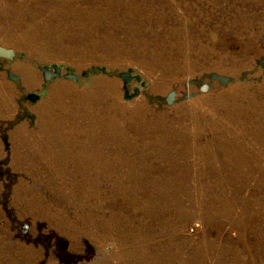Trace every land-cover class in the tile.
<instances>
[{"label":"rangeland","instance_id":"obj_1","mask_svg":"<svg viewBox=\"0 0 264 264\" xmlns=\"http://www.w3.org/2000/svg\"><path fill=\"white\" fill-rule=\"evenodd\" d=\"M0 46V264H264V0H0Z\"/></svg>","mask_w":264,"mask_h":264},{"label":"water","instance_id":"obj_2","mask_svg":"<svg viewBox=\"0 0 264 264\" xmlns=\"http://www.w3.org/2000/svg\"><path fill=\"white\" fill-rule=\"evenodd\" d=\"M14 55V51L12 49H6L5 47L0 46V56H5V57H12ZM55 71H51L50 69H48V67H43V71L45 74V80H49L51 78L52 75H54L55 77L60 75V70L61 68L58 65H54ZM87 74V72L85 73ZM123 76H125L126 79H128L129 77V73H123ZM66 77L68 78H75V79H79V75H76L74 73H68L66 74ZM223 80H228L226 77H222ZM174 99V92H172L169 97H168V101L170 103L173 102Z\"/></svg>","mask_w":264,"mask_h":264},{"label":"bare ground","instance_id":"obj_3","mask_svg":"<svg viewBox=\"0 0 264 264\" xmlns=\"http://www.w3.org/2000/svg\"><path fill=\"white\" fill-rule=\"evenodd\" d=\"M51 158V157H50Z\"/></svg>","mask_w":264,"mask_h":264}]
</instances>
